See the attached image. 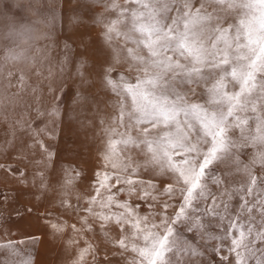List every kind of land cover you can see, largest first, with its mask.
<instances>
[{
	"label": "snow or ice",
	"instance_id": "6c2138e0",
	"mask_svg": "<svg viewBox=\"0 0 264 264\" xmlns=\"http://www.w3.org/2000/svg\"><path fill=\"white\" fill-rule=\"evenodd\" d=\"M131 2L137 6L130 10L134 22L147 14V22L135 27L141 38L132 41L147 50V58L133 56L144 66L145 75H137L134 84L128 83L123 74L113 70L111 53L106 49L101 50L96 75L118 97L117 126L128 127L126 115L128 121L134 120L135 138L128 135L122 142L143 153L142 174L149 179L129 178L138 174L139 168L131 166L135 163L132 157H128L126 171L120 174L111 161L115 141L110 135L105 150L97 157L100 163L91 177L96 195L90 196L88 207L80 209L79 204L73 207L61 199L52 211L60 213L63 209L61 215L69 211L91 213L100 222L101 231L106 225L118 229L116 246L122 253L135 254L131 264H248L241 256V248L255 258L254 264H264V151L259 153V167L245 166V174L239 181L243 194L238 196L240 202L236 207L231 205V198L237 193H230L228 172L213 174L212 169L214 161L223 159L220 153L224 148L234 150L237 160L249 147V141L264 148V0H242L239 4L235 0ZM233 8L248 10L246 18L238 24H228L227 12ZM128 11L125 8L122 14ZM110 30L105 28L106 33ZM128 53L133 55V50L128 49ZM148 68L160 71L149 75ZM91 75L90 72L87 77L79 75L82 91L73 93V102L87 100V89L93 86L87 84ZM116 80L123 83L117 84ZM230 84L233 88L238 85L239 90L230 91ZM205 92L210 97L208 103L196 102ZM129 98L132 111L126 113ZM57 99L59 108L63 95ZM209 105L214 110L209 111ZM256 162L253 156L252 164ZM153 163L162 169L159 174L149 167ZM20 176L22 181L27 178L24 172ZM56 182L58 178L52 177L48 186ZM43 184L41 179L40 186ZM101 190L109 193L107 198ZM19 191L23 195L30 189ZM125 191L130 198L135 195L136 200L120 201L118 197ZM153 192L163 193L166 199L157 201ZM45 198L49 202L56 199ZM11 199L14 202L17 197ZM97 204L100 211L93 207ZM141 204H146L155 215L141 217L140 212L144 211ZM113 205L123 211L112 212ZM13 211L21 219L22 213L31 215L26 206ZM208 213L217 218L218 226L227 222L230 228H238L237 233L227 242L218 241L203 222L195 223ZM49 218L46 210L44 219ZM177 222L184 226L177 229ZM62 223L57 219L50 225L53 235L60 231ZM197 229L201 230L199 244ZM244 229L248 232L246 242ZM141 239L143 247L139 246ZM36 240L34 236L28 237L30 243ZM24 242L8 241L0 248L19 249ZM209 248L216 260L207 256ZM104 264L111 261L105 260Z\"/></svg>",
	"mask_w": 264,
	"mask_h": 264
},
{
	"label": "rangeland",
	"instance_id": "374dc122",
	"mask_svg": "<svg viewBox=\"0 0 264 264\" xmlns=\"http://www.w3.org/2000/svg\"><path fill=\"white\" fill-rule=\"evenodd\" d=\"M235 2L239 4L242 0ZM112 4L117 7L113 8ZM135 7L131 0H0V201H3L0 203V245L25 241L19 244V249L0 248V264H104L105 260L111 264H131L135 254L122 253L116 246L118 229L112 230L111 225H106L101 231L100 222L91 213L69 211L61 215L63 209L60 213L52 209L59 206L61 199L73 207L77 204L80 209L88 207L90 196L96 195L91 177L100 163L97 157L105 150L110 135L115 141L111 161L120 174L126 171L128 157H132L135 163L131 166L139 165V168L138 174L129 178L149 179L142 174L145 171L143 153L122 142L128 135L135 138L134 120L128 121L126 115L128 127L117 126L118 97L96 75L101 50L106 49L111 53L113 70L123 74L128 83L134 84L137 75L144 77V66L133 56L147 58V50L132 41L141 38L135 27L147 22V14L134 22L130 10ZM125 8L129 11L122 14ZM247 12L243 8L229 9L228 24H238ZM106 27H110V32H105ZM231 35H235L234 30ZM128 49L133 50V55H129ZM159 71L147 69L149 75ZM89 72L92 75L87 78V84L93 86L87 89V100L73 102V93L82 91L79 75L87 77ZM229 90L238 91V85L233 88L230 84ZM61 95L63 103L57 108V98ZM209 99L205 92L196 102L207 104ZM125 110L132 111L130 98ZM212 110L209 105V111ZM254 129L253 123V132ZM261 151L264 148L249 141V147L238 160L234 150L224 148L220 153L223 159L214 161L213 174L228 172L230 193H237L231 198L232 207L239 204L238 196L243 194L239 181L245 174V166L259 167ZM253 156L256 165L252 164ZM149 167L157 174L162 171L156 163ZM17 169L26 173L25 180H21ZM52 177H57L58 182L48 186ZM22 188L30 191L21 195ZM108 195L103 192L104 198ZM152 195L157 201L166 199L163 193ZM13 196L17 197L14 202ZM45 196L56 199L49 202ZM118 199L132 203L136 197L130 198L125 191ZM23 206L31 209V215L22 213L21 219L13 208ZM140 206L144 209L141 217L155 215L146 204ZM93 207L100 211L98 204ZM46 210L50 213L49 219H44ZM111 211L123 209L113 205ZM57 219L63 223L53 235L50 225ZM200 222L218 241L227 242L238 231L227 222L218 226L217 218L211 213L202 215L195 223ZM183 226L181 222L176 224L177 229ZM200 231L196 230L197 244ZM31 236L37 238L34 244L28 241ZM244 239L245 242L248 239L246 229ZM139 246H144L143 239ZM240 251L248 264H254V257L243 248ZM207 256L217 259L210 248Z\"/></svg>",
	"mask_w": 264,
	"mask_h": 264
}]
</instances>
